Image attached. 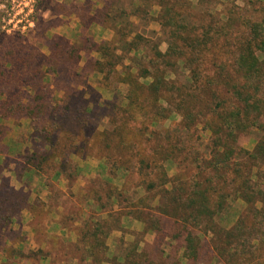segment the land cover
I'll return each instance as SVG.
<instances>
[{
    "label": "trees",
    "instance_id": "16d2710c",
    "mask_svg": "<svg viewBox=\"0 0 264 264\" xmlns=\"http://www.w3.org/2000/svg\"><path fill=\"white\" fill-rule=\"evenodd\" d=\"M106 1L102 8H96L87 0L80 6V13L76 12L79 7L73 6L76 8L73 14L88 29L92 25L109 28L113 23L111 30L115 35L111 41L97 43L84 38L80 46L68 40L64 43L59 38L51 46L50 55H45L38 47L26 43L22 35L0 32V121L27 118L35 135H46L50 153L43 157L42 163L51 159L52 162L66 161L71 151L62 159L52 149L57 147L55 141L60 134L68 135V113L75 103L74 94L83 97L73 85L75 79L82 78L76 68L82 52L99 54L102 61L97 65L110 64L120 82L129 88L127 108H119L122 120L111 121L114 129L102 133L105 151L101 159L112 163V171L129 173L130 165L117 161L128 154L130 162H134L132 169L144 172L152 181L145 192L162 188L163 205L167 209L162 213L183 226L175 239L182 243L180 250L186 264L200 261L201 264H264V16L253 21L236 12L232 17L222 13L225 19L218 17L215 24H205L199 34L197 28L181 23L182 0H155L159 8L158 24L163 29L175 28L170 30L172 42L168 51L163 57L154 55L152 66L157 75L151 77L138 64H141V51L136 41L140 36L131 37L124 32L126 23L122 15L110 13ZM247 4L258 6L264 14V0H247ZM125 60L142 67L138 73L133 72V67H124ZM177 64L188 72L189 84L184 90L171 86L168 81L170 67ZM119 66L123 68L121 71H117ZM59 76L64 77L65 89L62 90L64 97L56 101L45 81ZM147 78H152V82L142 83ZM87 88L91 89L88 85ZM143 91L153 103L141 117L131 115L132 106L143 96ZM92 108L89 104L82 106L73 122L82 126L86 120L84 115L92 113ZM166 113L181 117L179 127L170 130L162 126L158 138L165 134L164 141H167L157 143L154 153L141 151V146L150 141L148 134L155 136L152 131L147 133L149 127L160 126L161 118L168 120ZM254 131L260 133V139L253 152H249L240 145V140ZM201 132L212 137L205 152L197 148L198 143L203 146ZM173 138L174 145L170 142ZM169 161L179 170L172 178L165 167ZM168 184L171 189L167 188ZM232 197L245 201L248 208L226 230L217 217ZM119 199L120 196L116 198ZM157 202L151 211L162 206L161 200ZM153 216L147 214V218ZM137 220L150 222L142 216ZM154 232L157 233L154 243H146L142 249L134 248L138 260L135 264L166 263L167 256L161 249L163 231ZM45 234L51 238L46 228ZM39 259L43 262L45 258ZM182 260L176 259L173 264H183Z\"/></svg>",
    "mask_w": 264,
    "mask_h": 264
},
{
    "label": "rangeland",
    "instance_id": "374dc122",
    "mask_svg": "<svg viewBox=\"0 0 264 264\" xmlns=\"http://www.w3.org/2000/svg\"><path fill=\"white\" fill-rule=\"evenodd\" d=\"M86 1L53 0L50 4L45 0H0V32L22 35L26 43L38 47L45 55H50L51 46L58 43L59 38H63L64 43L68 40L80 46L84 44V38L97 43L111 41L115 35L111 30L112 22L109 28L92 25L88 29L73 14L76 9L73 6L79 7L76 12L80 13V6ZM91 1L96 8H102L106 0ZM186 1L180 3L181 23L197 28L199 34L205 24H215L218 17H232L235 12L253 21L264 16L258 6L248 5L247 0ZM106 3L110 13L122 15L126 23L125 33L131 37L140 36L136 41L141 51V64H138L147 69L151 77L157 75L156 68L152 66L154 55L163 57L168 51L172 42L170 30L175 27L163 29L158 24L159 8L155 6V0H107ZM133 55L134 52L130 56ZM99 61H102L99 54L84 51L76 68L82 78L75 79L73 85L83 97L74 94L75 103L68 113V135L60 134L55 141L57 147L52 149L62 159L71 151L69 160L52 162L51 159L43 164V157L48 151L50 153L46 135H35L27 118L0 121V218L4 219L0 222V264H123L124 260L126 264H135L138 260L134 248L142 249L146 243H154L157 236L154 230L163 231L161 249L167 256L165 264L184 258L180 250L182 243L175 239L183 226L162 213L166 209L162 188L145 192V187L152 181L149 175L145 177L144 172L132 169L134 162H130L128 154L117 161L128 163L129 173L126 170L112 171V163L101 159L105 151L102 150L105 144L102 133L114 129L111 121L122 120L121 110L127 108L129 88L120 82L110 64L99 67ZM133 63L125 60L124 67H133V72L138 73L142 66ZM99 69L102 72H98ZM122 69L119 66L117 71ZM168 73L171 86L184 90L189 84L188 72L181 64L170 67ZM52 79L45 84L49 83L47 86L57 101L64 97V77ZM143 82H152V78ZM143 93L132 106L131 115L141 117L150 109L153 100L147 92ZM87 104L93 107L92 113L84 115L85 123L78 126L73 119L78 115L77 110ZM159 122L161 125L158 127L148 125L147 133L152 131L155 136L148 134L150 141L148 145L141 146V151L154 153L157 143L167 141H164L165 134L158 138L161 127L176 130L181 117L172 114L168 120L161 118ZM200 135L203 146L198 143L197 148L205 152L212 137L209 133L201 132ZM259 139L260 133L254 131L241 138L240 145L253 152ZM170 142L174 145V138ZM165 167L171 178L179 171L171 161ZM167 188L171 189V186L168 184ZM118 196L119 201L116 200ZM159 200L162 206L151 211ZM247 208L245 201L229 198L227 208L217 220L222 228L229 230ZM148 213L154 216L147 218ZM141 216L150 222L145 224L137 220ZM45 228L51 238L46 236ZM40 256L45 258L43 262ZM182 263L186 264L184 260Z\"/></svg>",
    "mask_w": 264,
    "mask_h": 264
},
{
    "label": "crops",
    "instance_id": "0c3cea01",
    "mask_svg": "<svg viewBox=\"0 0 264 264\" xmlns=\"http://www.w3.org/2000/svg\"><path fill=\"white\" fill-rule=\"evenodd\" d=\"M3 253V252H2ZM26 264H29L28 262ZM41 264V263H40Z\"/></svg>",
    "mask_w": 264,
    "mask_h": 264
}]
</instances>
